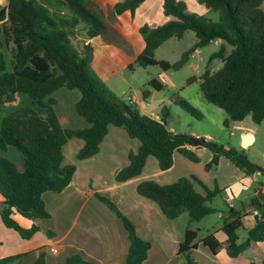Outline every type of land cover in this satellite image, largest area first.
Wrapping results in <instances>:
<instances>
[{"label": "trees", "instance_id": "1", "mask_svg": "<svg viewBox=\"0 0 264 264\" xmlns=\"http://www.w3.org/2000/svg\"><path fill=\"white\" fill-rule=\"evenodd\" d=\"M56 1L71 10L70 18L51 11L40 0H7V4L0 7V152L12 148L23 158L22 169H19L12 159L0 153V194L3 197L0 218L5 227L15 230L24 239L38 231V226L25 228L11 214L17 211L28 219L50 217L43 193L63 190L75 170V165L64 163L63 145L68 139L76 137L84 141L76 157L86 159L99 151L109 125L121 127L129 137L136 138L139 147L136 152H129L128 164L115 175L117 181L138 176L150 155L157 159L162 170L172 165L175 150L191 161H199L197 154L185 147V144H194L169 130L171 114L167 106H162L159 118H155L141 113L134 102L116 96L91 73L89 56L80 53L70 39L79 19L87 23L89 37L104 36L109 27L100 4L112 5L104 12L111 16L124 13L134 16L145 0ZM196 1L216 13L217 19L189 11L186 0H162L163 13L172 18L151 28L147 24L139 27L145 34L143 47L134 60L128 62V67L132 69V65L137 64L177 69L196 49L212 40H220L218 49L209 56V60L219 59L220 66H206L199 76L193 75L187 82L199 81L203 97L226 112L225 125L229 124V119L240 121L248 115L254 123H261L264 119V0ZM187 30L193 31L196 38L177 61L172 63L155 57L156 48L164 41L174 37L181 39ZM148 85L156 90L162 86L155 78L149 80ZM64 87L79 90L74 109L87 126L70 128L59 124L53 93ZM17 93L26 97L27 103L2 114L5 103L14 100ZM141 93L144 100L150 96L147 89H141ZM171 101L189 114L201 117L184 98L176 95ZM202 146L212 152V158L205 164L207 170L216 166L220 157H225L247 175H264V165L253 162L243 150L213 140H206ZM194 182L203 187L204 194L195 189ZM137 192L154 201L169 219L186 211L190 219L198 221L216 212L208 202L219 189L210 190L191 175L168 184L144 180L138 183ZM97 197L115 212L128 231L125 264H142L151 243L137 235L133 222L112 200L100 194ZM253 210L256 211L254 224L247 230L246 238L238 242L237 231L244 226L243 217ZM221 230L226 236L224 240L211 232L198 241V229L187 226L178 246L184 264H198L192 256L198 243L213 254L225 250L229 256L236 257L251 242H264V182L258 183L247 207L229 208L223 216ZM18 257L20 255L5 256L0 258V264H10ZM31 264H46L44 253L40 252ZM65 264L93 263L73 254L65 259Z\"/></svg>", "mask_w": 264, "mask_h": 264}, {"label": "crops", "instance_id": "2", "mask_svg": "<svg viewBox=\"0 0 264 264\" xmlns=\"http://www.w3.org/2000/svg\"><path fill=\"white\" fill-rule=\"evenodd\" d=\"M6 4L7 0H0V7ZM131 61L132 59L128 62ZM115 73L118 72L112 70L107 74V77ZM150 97L152 100H149ZM149 98L144 100L142 93L141 96L134 93L129 96V101L134 102L141 113L159 118L164 100L155 101L152 93H150ZM247 118H250L249 121L252 122L249 115L238 122L243 123L247 121ZM76 124L79 125L72 127L88 125L82 117L79 118ZM62 126L70 127L68 124ZM250 127L251 123H248V127L241 133L244 137L246 132H250L252 134L250 143H252L255 140V132ZM197 136H200V134ZM208 138L211 139V137ZM83 144L82 139L74 137L68 139L63 145L64 163L75 165V170L71 182L63 190L60 192L45 191L43 193L45 207L50 213L49 218L28 219L17 211H13L11 214L12 218L21 226L29 228L35 224L39 228L38 231L29 239H24L15 230L5 227L0 218V258L20 255L10 264H31L39 253L43 252L46 264H65V259L73 254H79L83 259L93 264H125L129 247L128 231L115 212L97 197V194H100L112 200L118 209L133 222L137 235L151 243L148 255L142 264H179L181 260L184 264V256L178 254V246L186 227L189 225L178 229L175 222L177 217L174 219L167 218L154 201L137 192V185L139 182L148 179L161 184H168L173 183L180 177L195 174L203 178L205 185L215 186L218 183L217 179H213L211 183V181H208L209 177H207L212 169L207 170L205 168V164L212 158V152L204 146L185 144V147L197 154L199 161H191L175 150L172 154V165L162 170L157 159L150 155L147 157L145 165L138 176L125 181H117L115 178L116 173L128 164V154L137 151L139 141L129 137L123 128L109 125L108 132L95 155L86 159H78L76 154ZM14 151V149L9 148L7 151L0 153L12 159L17 167L22 169V155ZM228 161L235 168L225 162L230 172H232L231 179L227 180L230 183L226 186H233L232 188L235 187L240 190L253 180L258 183L264 182V179L259 180L256 174L247 175L230 160ZM262 176L264 177V175ZM194 187L197 191L204 192L196 182ZM256 188L257 186L254 188L253 195ZM232 194L230 193L231 196ZM2 200L3 197L0 194V202ZM224 203L229 210L230 207L245 208L248 202L240 201L236 203L231 199H224ZM231 214L233 215V212ZM255 214L256 211L253 210L243 217V222L248 219L250 224L248 227L243 226L246 232L254 224ZM225 215L223 211L220 213V224L217 229L209 232H214L219 240L226 238L221 230L223 216ZM238 242L242 241L238 239ZM200 244L198 243L193 251H197ZM51 248H55L56 251H52ZM247 249L255 254H258L257 252L261 253L260 249H264V242H251ZM223 252L227 253L222 250L217 254H212L217 256ZM242 252L236 257L226 255L230 258H239ZM194 260L196 261L195 258ZM256 260L258 261V257L254 255L248 258L246 263L254 264ZM261 261L264 262V258Z\"/></svg>", "mask_w": 264, "mask_h": 264}, {"label": "rangeland", "instance_id": "3", "mask_svg": "<svg viewBox=\"0 0 264 264\" xmlns=\"http://www.w3.org/2000/svg\"><path fill=\"white\" fill-rule=\"evenodd\" d=\"M40 1L49 6L51 11L57 14L68 18L72 15L70 9L60 5L56 0ZM186 1L189 5V11L217 19L216 13L208 10L196 0ZM99 8L101 11L103 9L105 12L112 8V5L105 2L102 5L100 4ZM104 12L102 16L109 27L104 36L102 35L99 38L89 37L86 33L87 23L82 19H79L78 24L73 28V32L70 34V39L78 51L89 56V70L96 78L103 81L116 96L125 101H129V96L134 93L141 96V89L149 90L150 93L153 94L155 101L164 100L162 106H167L171 114L168 119L169 128H173L176 134L184 132L192 135L200 134V136H204L206 140H213L226 146L243 150L253 162L264 165V119L259 124L253 121L250 122V118H247V121L243 123L229 119V124L225 125L224 119L227 118L226 112L222 108L208 102L203 97L199 81L187 82L189 77L193 75L199 76L206 66L216 68L220 66L221 61L219 59L209 60L210 54L218 49L220 44L219 40H212L206 46L198 49V51L195 50L190 55L188 61L177 69L164 70L159 65H147L143 67L133 64L131 70L127 65L128 61L131 59L134 60L137 52L143 47L145 34L139 31V27L142 24H147L151 28L167 22L172 17L163 13L162 0H145L139 5L134 16H129L128 13L111 16L109 13ZM195 38V34L191 30H187L181 39L175 37L170 38L164 41L155 50V57L173 63L191 46ZM87 45H90L91 48L86 49L85 46ZM6 59L8 67L10 68L9 57L6 56ZM112 70H116L118 73L107 77V74ZM152 78H155L162 85L161 89L156 90L148 85V81ZM79 95V90L65 87L53 93V97L57 100L54 109L57 120L61 126L68 124L70 128H79L72 127L79 125L76 123L79 121V118H81L74 109V104L78 100ZM176 95L187 100L201 113V117L197 118L183 110L180 106L174 104L171 98ZM149 100H152L151 97ZM26 103V97L17 93L15 94L14 100L5 103L2 114L25 105ZM144 103H146V101H144ZM248 123H251L250 128L255 132V140L244 147L242 144L243 136L241 132L248 127ZM208 137H211V139ZM220 158L218 160V164L220 163L219 166L216 167V165L208 169L212 170L207 176L209 177L208 181H211V183L213 179H217L218 183H216L218 186L206 185L210 190L214 189V187L219 189V193L215 195L212 201L208 202L213 207H216L218 211L198 221L190 219L188 213L184 211L175 219L178 229L184 228L185 225H189L193 229H198V239L210 231L217 229L221 222L220 213L223 211L224 214H226L228 210L224 203V199H231L236 203L240 201L248 202L249 198L254 193V188L258 186V182L255 180L250 184H246V186L240 190L235 187L232 188L233 186H226L230 183V181L227 180L231 179L232 172H230L226 164H230L229 161L225 158ZM16 162L18 163V161ZM230 166L235 168L232 164H230ZM195 176L204 183L202 177L198 175ZM256 176L259 180L264 179L260 174H256ZM196 184L204 191L200 184L197 182ZM223 187L225 188L222 189ZM199 192L204 194V192ZM230 193H233L232 196ZM244 225L246 227L250 225L248 219L244 221ZM238 233L239 241H243L246 237V229L242 227L238 230ZM260 250L262 251L261 253L257 252L258 254H255L247 249L242 252L241 257L230 258L227 257V253L225 252L217 256L213 255L206 247L200 244L199 249L197 251H192V253L193 258L196 259L198 264H249L246 263L248 258L254 255L258 257V261L256 260L254 264H264V262L261 261L264 258V249ZM179 264H183V261L181 260Z\"/></svg>", "mask_w": 264, "mask_h": 264}, {"label": "water", "instance_id": "4", "mask_svg": "<svg viewBox=\"0 0 264 264\" xmlns=\"http://www.w3.org/2000/svg\"><path fill=\"white\" fill-rule=\"evenodd\" d=\"M169 130L174 131L173 128H169ZM178 136L186 137L188 138L194 145L201 146L206 141V138L204 136H197L192 135L190 133H177ZM252 139V134L250 132H246L245 136L243 137L242 144L244 147L248 146L250 143V140ZM235 212H233V215Z\"/></svg>", "mask_w": 264, "mask_h": 264}, {"label": "built area", "instance_id": "5", "mask_svg": "<svg viewBox=\"0 0 264 264\" xmlns=\"http://www.w3.org/2000/svg\"><path fill=\"white\" fill-rule=\"evenodd\" d=\"M51 250H52V251H56V249H55V248H51Z\"/></svg>", "mask_w": 264, "mask_h": 264}]
</instances>
